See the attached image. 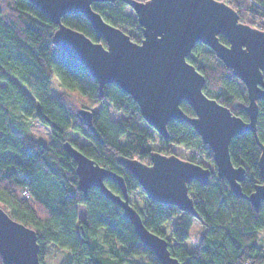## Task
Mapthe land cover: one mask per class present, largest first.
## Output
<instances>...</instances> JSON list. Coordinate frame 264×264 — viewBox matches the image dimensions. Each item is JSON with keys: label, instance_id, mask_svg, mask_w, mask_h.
<instances>
[{"label": "trees", "instance_id": "trees-1", "mask_svg": "<svg viewBox=\"0 0 264 264\" xmlns=\"http://www.w3.org/2000/svg\"><path fill=\"white\" fill-rule=\"evenodd\" d=\"M223 2L237 11L242 23L264 31V0ZM92 8L134 42H142L137 18L127 13L123 1L98 2ZM62 22L106 46L82 14L65 15ZM56 30L29 1L0 0V208L36 231L40 263L161 264L141 242L120 205L97 188L87 195L79 190L76 163L63 147L70 142L96 164L124 177L130 205L148 229L168 242L172 256L182 264H264L260 235L264 202L256 210L247 199L238 198L224 178L211 174L206 185L197 181L188 185L201 220L147 195L119 163L120 157L150 164L152 154L170 155L173 146H180L195 151L187 160L195 163L204 157L215 165L211 149L185 122H170L165 139L145 121L132 97L115 84L106 85L101 95L98 82L85 67L54 45ZM219 39L228 44L225 37ZM187 59L205 77V94L249 121L241 106L248 105L247 89L215 52L197 43ZM258 106L257 136L264 144V101ZM181 108L195 116L186 102ZM81 109L93 112L91 124L79 115ZM112 113L121 117L115 121ZM35 123L49 130V142L32 133ZM261 152L252 132L230 142L234 166L245 169L241 187L247 196L263 183ZM105 183L121 194L116 184ZM79 205L84 206L85 218L79 217ZM197 220L204 229L197 249L189 251L185 242ZM60 251L64 254L56 261Z\"/></svg>", "mask_w": 264, "mask_h": 264}, {"label": "water", "instance_id": "water-1", "mask_svg": "<svg viewBox=\"0 0 264 264\" xmlns=\"http://www.w3.org/2000/svg\"><path fill=\"white\" fill-rule=\"evenodd\" d=\"M57 26L53 43L70 58L81 63L104 87L115 84L137 103L145 121L165 139L172 121L190 124L213 153L216 175L225 179L238 198L247 199L256 210L264 202V144L257 136L258 102L264 101V31L242 23L228 3L218 0H120L130 7L143 32L141 43L134 42L121 29L107 23L94 11L98 2L119 0H27ZM82 14L92 25L98 40L62 22L65 15ZM161 33L166 34L161 37ZM226 38L228 44L220 41ZM202 43L240 79L248 92V105H241L249 117L244 121L203 91L205 77L189 63L194 46ZM186 102L195 116L181 108ZM79 115L92 123L93 112L81 109ZM252 132L261 147L259 169L263 183L245 195L241 183L245 169L234 166L230 155L232 138ZM64 150L76 163L78 188L84 195L97 188L113 203L120 205L141 242L161 264H182L172 256L168 242L148 229L139 213L130 205L125 179L115 171L96 164L70 142ZM119 163L129 171L154 201L175 205L201 220L188 185L197 181L206 185L211 170L172 153H154L150 164L139 159L120 157ZM116 184L121 194L112 192L105 181ZM0 255L3 264H41L35 230L14 220L0 208Z\"/></svg>", "mask_w": 264, "mask_h": 264}, {"label": "rangeland", "instance_id": "rangeland-1", "mask_svg": "<svg viewBox=\"0 0 264 264\" xmlns=\"http://www.w3.org/2000/svg\"><path fill=\"white\" fill-rule=\"evenodd\" d=\"M126 11L128 14H134L133 10L130 7H128ZM53 88H54V91H56V84L53 85ZM120 117H121L120 114H114V113L111 114V119L115 121L118 120ZM31 131L39 140L46 141V142H49L51 140V135H50L49 130L39 126L37 123H35L31 127ZM194 152H195L194 150H186L180 146H173L172 148V153L176 154L177 156L185 160L190 158L191 154H193ZM195 163H198L202 166L209 168L212 174H214L217 177L215 165L211 164L204 157H201L200 159L196 160ZM78 213H79V217L85 218L84 206L82 205L78 206ZM203 229L204 228L201 225V223L198 220L195 221L194 226L191 230L190 238L185 242V246L189 251H195L197 249L199 236L202 233ZM260 235L264 238V232H262ZM63 254H64L63 251L58 252L57 256L55 257V260L59 261L61 257L63 256Z\"/></svg>", "mask_w": 264, "mask_h": 264}, {"label": "snow or ice", "instance_id": "snow-or-ice-1", "mask_svg": "<svg viewBox=\"0 0 264 264\" xmlns=\"http://www.w3.org/2000/svg\"><path fill=\"white\" fill-rule=\"evenodd\" d=\"M219 2L223 3V0H219ZM160 35H161V37L163 38V37H165L166 34L161 33ZM261 67H264V64H261Z\"/></svg>", "mask_w": 264, "mask_h": 264}]
</instances>
